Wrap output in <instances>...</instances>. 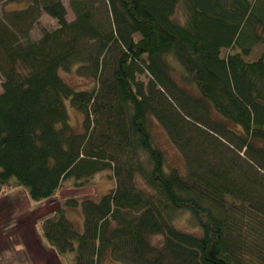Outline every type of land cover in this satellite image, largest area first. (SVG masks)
<instances>
[{
	"label": "trees",
	"instance_id": "1",
	"mask_svg": "<svg viewBox=\"0 0 264 264\" xmlns=\"http://www.w3.org/2000/svg\"><path fill=\"white\" fill-rule=\"evenodd\" d=\"M67 1L72 21L63 0H0L21 5L0 14V184L40 203L111 172L100 199L65 202L82 231L64 206L42 220L73 264H264V51L247 60L264 0ZM44 13L56 27L33 39ZM74 70L93 85L68 84ZM153 121L184 170L166 166ZM183 212L198 232L175 226Z\"/></svg>",
	"mask_w": 264,
	"mask_h": 264
},
{
	"label": "rangeland",
	"instance_id": "2",
	"mask_svg": "<svg viewBox=\"0 0 264 264\" xmlns=\"http://www.w3.org/2000/svg\"><path fill=\"white\" fill-rule=\"evenodd\" d=\"M67 10V20L72 21L74 15L68 6V1L63 0ZM19 3L11 2L0 5V14L3 10L20 8ZM56 27V21L47 14H42L39 23L32 30L31 37L37 39L43 29L52 30ZM264 51V44L257 45L247 60L257 58ZM64 80L76 89H89L94 81L82 76L75 70L69 73H62ZM0 80V93H1ZM70 124L76 131L82 129V116L70 106H67ZM153 139L160 147L166 157L167 167H177L184 170V162L181 154L169 139L165 129L156 121L152 123ZM235 153V152H234ZM237 154V153H236ZM242 155V152H240ZM93 187L85 189H74L71 180L63 183L56 195L40 203H33L29 200L27 193L14 184H0V264H73L75 251L68 252L64 258L58 257L42 239V220L53 214L64 206L65 215L72 220L76 229L81 231L83 222L77 206L66 205L69 198L98 199L106 188L114 181L110 171L96 174L91 180ZM94 188L96 194H94ZM174 224L181 230L198 232L199 225L196 218L190 212L179 214ZM81 229V230H80ZM161 236L151 238L152 243H160ZM104 264H124L106 256Z\"/></svg>",
	"mask_w": 264,
	"mask_h": 264
},
{
	"label": "crops",
	"instance_id": "3",
	"mask_svg": "<svg viewBox=\"0 0 264 264\" xmlns=\"http://www.w3.org/2000/svg\"><path fill=\"white\" fill-rule=\"evenodd\" d=\"M93 182H90V185H88L87 187H84V188H81V189H85V188H89V187H93ZM113 187H114V181L106 188V191L105 192H103L102 194H101V196L98 198V199H100L104 194H106L107 192H109L111 189H113ZM94 190H95V188H94ZM96 194V190L94 191V194H93V197H94V195ZM98 199H93V200H98ZM62 207V206H61ZM76 208H78L79 209V214L81 215V221L83 222V215H82V211H81V208H80V206H77ZM68 218V217H67ZM69 219V218H68ZM70 221H72L71 219H69ZM82 228H83V225H82ZM81 230V229H80ZM82 231V230H81ZM52 250V252L54 253V254H56L55 252H54V250L53 249H51ZM57 255V254H56ZM58 256V255H57ZM64 258V257H63Z\"/></svg>",
	"mask_w": 264,
	"mask_h": 264
}]
</instances>
